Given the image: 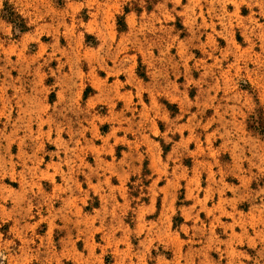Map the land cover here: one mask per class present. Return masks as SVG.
Returning <instances> with one entry per match:
<instances>
[{"label": "rangeland", "instance_id": "obj_1", "mask_svg": "<svg viewBox=\"0 0 264 264\" xmlns=\"http://www.w3.org/2000/svg\"><path fill=\"white\" fill-rule=\"evenodd\" d=\"M0 264H264V0H0Z\"/></svg>", "mask_w": 264, "mask_h": 264}]
</instances>
